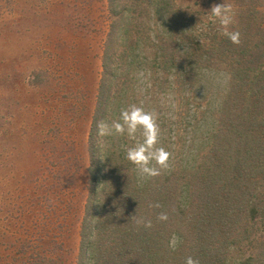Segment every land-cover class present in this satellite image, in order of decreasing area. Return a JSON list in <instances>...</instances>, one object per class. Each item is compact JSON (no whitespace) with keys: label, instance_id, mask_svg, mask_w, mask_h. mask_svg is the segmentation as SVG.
Returning a JSON list of instances; mask_svg holds the SVG:
<instances>
[{"label":"rangeland","instance_id":"1","mask_svg":"<svg viewBox=\"0 0 264 264\" xmlns=\"http://www.w3.org/2000/svg\"><path fill=\"white\" fill-rule=\"evenodd\" d=\"M134 1L146 7L144 0L116 4L132 6ZM173 1L192 41L222 36L207 12L223 0ZM227 2L236 12L230 30L241 32L239 11L251 5L258 9L255 22L264 25V0ZM113 9L112 0H0V264H88L82 241L85 223L98 215L91 196L94 174L117 169L116 188L125 174L131 186L152 179L138 174L125 159L126 148L141 138L139 132L128 138L99 137L96 131L92 137L103 100L107 106L101 121L116 119L131 104L156 114L158 146L171 153L169 167L157 180L164 181L172 171L173 177H187L192 167L210 160L227 115L222 107L230 95L232 64L214 54L198 63L187 79L165 65L151 41L155 32L148 29L133 45L135 61L129 63L122 56L123 46L115 45L117 38L109 43L118 16ZM143 15L141 20L152 28L165 24L151 19L146 10ZM179 43L180 35L173 46ZM177 46V51L183 49ZM232 96L238 112V95ZM129 189L116 193L111 213L114 205L126 206ZM189 195L182 189V205ZM125 216L116 213L113 223ZM181 222L175 217L170 223L171 247L188 233ZM108 253L104 248L103 254ZM226 256L230 264V246Z\"/></svg>","mask_w":264,"mask_h":264},{"label":"trees","instance_id":"2","mask_svg":"<svg viewBox=\"0 0 264 264\" xmlns=\"http://www.w3.org/2000/svg\"><path fill=\"white\" fill-rule=\"evenodd\" d=\"M116 1L112 0L115 8L112 11L118 16L112 22L109 43L115 37L118 39L119 44L116 39L115 45L123 46L122 56L127 57H124L127 62L135 61L131 55L133 45L141 42L142 34L148 29L155 32L151 41L165 65L187 79L198 70V63L220 53L219 59L228 60L233 66L231 89L222 107L227 113L226 121H221L210 160L192 167L187 177H173L175 171H172L164 181L154 176L146 183L138 185L135 181L131 186L127 175H122L119 188H130L126 191L127 204L114 205L116 210L111 213L112 201L120 190L116 188L118 170L112 169L100 177L94 174L91 196L95 198L98 215L93 223H85L82 241L88 264H185L188 256L198 259L199 264H227L229 246L230 264H264V25L255 22L258 9L251 5L239 11L242 17L239 29L244 34L240 35L239 45H235L223 35L219 39L215 35L210 42L197 38L192 41L188 31H184L181 18L176 17L173 0H144L146 7H139L140 1H134L132 6L118 5ZM144 9L151 19L165 24L152 28L141 20ZM179 35L181 51H177L179 44L173 46L178 43ZM110 55L106 59L111 63ZM155 62L159 63L157 56ZM107 63V68L112 70ZM232 95H238L241 108L238 112ZM106 106L103 100V111L99 108L95 114L92 137ZM236 113L237 117H233ZM113 177L111 183L109 179ZM184 188L190 195L182 205L179 196ZM133 204L138 206L132 207ZM155 204L160 207H153ZM118 212L126 216L113 223ZM162 212L167 213V221L157 219ZM139 217L150 219L152 227L138 226ZM175 217L183 221L181 227H188V233L181 234L182 240L174 248L167 238L173 231L170 223ZM104 248L109 249L108 254H103Z\"/></svg>","mask_w":264,"mask_h":264},{"label":"clouds","instance_id":"3","mask_svg":"<svg viewBox=\"0 0 264 264\" xmlns=\"http://www.w3.org/2000/svg\"><path fill=\"white\" fill-rule=\"evenodd\" d=\"M213 23H215L221 34L227 37L233 44L239 45L240 32L232 31L230 28L235 26L236 12L232 4L227 0L222 3L214 4L207 12ZM97 135L99 137L127 136L136 137L140 133L141 138L126 148L125 159L134 166L135 171L145 177H154L160 175L162 170L169 167L171 153L159 145L160 127L157 122V116L152 111H147L143 106L136 104L122 107L119 116L111 120L99 121L96 123ZM153 207H160L159 204ZM159 221H167V213H160L157 216ZM136 224L145 229L152 227L150 219L139 217ZM185 264H199V260L188 256Z\"/></svg>","mask_w":264,"mask_h":264}]
</instances>
